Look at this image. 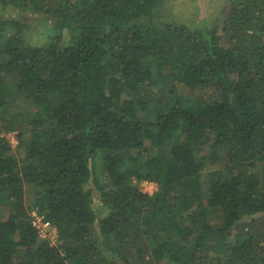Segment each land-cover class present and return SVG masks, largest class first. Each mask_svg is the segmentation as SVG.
Segmentation results:
<instances>
[{"label": "trees", "instance_id": "16d2710c", "mask_svg": "<svg viewBox=\"0 0 264 264\" xmlns=\"http://www.w3.org/2000/svg\"><path fill=\"white\" fill-rule=\"evenodd\" d=\"M169 1L0 0V264H264V0Z\"/></svg>", "mask_w": 264, "mask_h": 264}, {"label": "rangeland", "instance_id": "374dc122", "mask_svg": "<svg viewBox=\"0 0 264 264\" xmlns=\"http://www.w3.org/2000/svg\"><path fill=\"white\" fill-rule=\"evenodd\" d=\"M168 3L169 4L163 7V9H158V14H174V17L172 18L176 21L191 26L199 25L209 28L211 27L210 25L221 22L223 12L226 10L229 0H170ZM48 28L49 25L47 22L42 21L36 23V21H34V24L30 25L27 29L26 36L31 37L32 43L38 42L40 44L45 41L44 32L47 33L49 31ZM15 134L16 131L6 133V137L13 148L17 143ZM201 179H209L207 171H202ZM140 188L142 190H152L149 185H147L146 188ZM28 214L31 215L32 212H29ZM38 237H40V235H38ZM42 239H47L51 244L57 243V232L55 234L51 232L48 237Z\"/></svg>", "mask_w": 264, "mask_h": 264}, {"label": "built area", "instance_id": "2783aa9c", "mask_svg": "<svg viewBox=\"0 0 264 264\" xmlns=\"http://www.w3.org/2000/svg\"><path fill=\"white\" fill-rule=\"evenodd\" d=\"M140 185H141L140 187H144V188H146L147 185H149L150 188H152V190H148V189L142 190L141 189L143 192H147V193H152L156 186L155 182L153 181H143ZM31 215L34 217L33 226L37 228V232H38V235H40V237L46 238L51 232L54 234L57 232V230L53 226H50L47 221H43L41 216L36 215L33 212Z\"/></svg>", "mask_w": 264, "mask_h": 264}, {"label": "clouds", "instance_id": "9594fccd", "mask_svg": "<svg viewBox=\"0 0 264 264\" xmlns=\"http://www.w3.org/2000/svg\"><path fill=\"white\" fill-rule=\"evenodd\" d=\"M146 181V180H145Z\"/></svg>", "mask_w": 264, "mask_h": 264}]
</instances>
